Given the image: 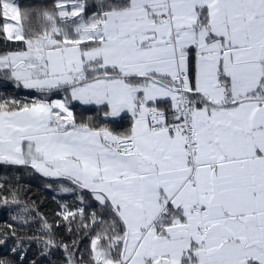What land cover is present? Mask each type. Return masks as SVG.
<instances>
[{"label": "snow or ice", "instance_id": "6c2138e0", "mask_svg": "<svg viewBox=\"0 0 264 264\" xmlns=\"http://www.w3.org/2000/svg\"><path fill=\"white\" fill-rule=\"evenodd\" d=\"M0 169V264H264V0H0Z\"/></svg>", "mask_w": 264, "mask_h": 264}, {"label": "trees", "instance_id": "16d2710c", "mask_svg": "<svg viewBox=\"0 0 264 264\" xmlns=\"http://www.w3.org/2000/svg\"><path fill=\"white\" fill-rule=\"evenodd\" d=\"M44 0H19L21 7H26L29 4H40L43 3ZM84 116L92 115V113H83ZM13 171V170H9ZM20 179V183L27 189H29L27 195L31 198V200L35 201V204L38 206L39 212L47 215L49 222L55 221V212L57 210V204L60 201V196L57 193L46 187V184L52 183L51 180H48L41 176L38 173H33L30 170H18L14 172ZM3 169H0V176H3ZM63 195V194H61ZM24 193H21V197L23 198ZM10 215L9 213L0 209V226H2L5 222L9 221ZM34 227H38V225H34ZM57 231L63 233L64 229L60 228ZM3 250L0 249V252ZM62 252L56 251L54 256L52 257H37L36 256V246L33 245L32 251L29 254L26 264H30L32 259H38V264H61Z\"/></svg>", "mask_w": 264, "mask_h": 264}]
</instances>
